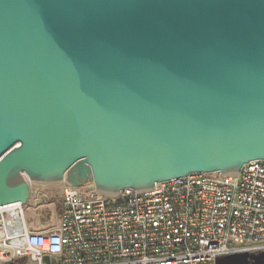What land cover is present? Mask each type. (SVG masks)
Instances as JSON below:
<instances>
[{
    "label": "water",
    "instance_id": "water-1",
    "mask_svg": "<svg viewBox=\"0 0 264 264\" xmlns=\"http://www.w3.org/2000/svg\"><path fill=\"white\" fill-rule=\"evenodd\" d=\"M256 159L264 0H0V207L31 185L115 195Z\"/></svg>",
    "mask_w": 264,
    "mask_h": 264
},
{
    "label": "built area",
    "instance_id": "built-area-1",
    "mask_svg": "<svg viewBox=\"0 0 264 264\" xmlns=\"http://www.w3.org/2000/svg\"><path fill=\"white\" fill-rule=\"evenodd\" d=\"M59 190L56 223L28 221L40 193L31 191L29 204L0 207V264H216L227 255L264 256V159L235 175L190 173L148 191Z\"/></svg>",
    "mask_w": 264,
    "mask_h": 264
},
{
    "label": "rangeland",
    "instance_id": "rangeland-1",
    "mask_svg": "<svg viewBox=\"0 0 264 264\" xmlns=\"http://www.w3.org/2000/svg\"><path fill=\"white\" fill-rule=\"evenodd\" d=\"M31 191L34 195H37L38 193H40V195H43L39 201L40 203L37 205L36 208L44 209L45 213L47 214L46 216L50 218L51 222H57L61 210V193L59 188L57 186L31 185ZM27 219L31 221L33 219L29 208L27 209Z\"/></svg>",
    "mask_w": 264,
    "mask_h": 264
},
{
    "label": "crops",
    "instance_id": "crops-1",
    "mask_svg": "<svg viewBox=\"0 0 264 264\" xmlns=\"http://www.w3.org/2000/svg\"><path fill=\"white\" fill-rule=\"evenodd\" d=\"M57 187L59 188V186H57ZM29 211H31V215L33 216L32 221L28 219V221L31 223V225L44 226L45 224H47V222H51L50 218H48L46 216L47 214L45 213L44 209H41V208L31 209V208H29ZM13 264H28V263L25 262V260L20 259V260L14 262Z\"/></svg>",
    "mask_w": 264,
    "mask_h": 264
}]
</instances>
